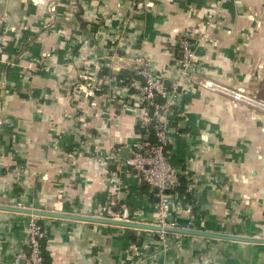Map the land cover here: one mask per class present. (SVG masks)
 <instances>
[{
    "label": "crops",
    "instance_id": "1",
    "mask_svg": "<svg viewBox=\"0 0 264 264\" xmlns=\"http://www.w3.org/2000/svg\"><path fill=\"white\" fill-rule=\"evenodd\" d=\"M139 58L175 87L166 153L189 200L169 193L168 219L210 236L99 220L157 217L124 164L148 110L116 76ZM4 207L59 215L34 214L51 264H264V0H0V264H23L32 214Z\"/></svg>",
    "mask_w": 264,
    "mask_h": 264
},
{
    "label": "built area",
    "instance_id": "2",
    "mask_svg": "<svg viewBox=\"0 0 264 264\" xmlns=\"http://www.w3.org/2000/svg\"><path fill=\"white\" fill-rule=\"evenodd\" d=\"M226 0H218V3ZM179 46L181 57L178 59V68L176 78H186L193 72L194 53V36L191 29L185 30L179 36ZM141 76L142 80H132L127 87L134 89L139 97L144 109L148 112L144 116L142 126L151 124L154 144L137 145L132 153L124 159V164L135 169L141 178L154 189L158 202L156 205L157 217L153 224L160 226L162 229L154 231L161 239L167 235H173L179 238L182 235L178 232L165 231V228L191 229V222L183 226H177L171 222L169 216V190H172L178 184L177 172L166 157V146L168 145L169 123L167 115L171 112L172 99L171 95L175 93V87L169 92L163 82V79L156 75L149 62L139 58L133 68ZM206 85L212 86L211 82ZM238 97L239 95L236 94ZM152 231V230H151ZM44 235L42 226L38 223L36 216L32 214L27 222V248L24 253L18 254L19 258L24 260V264H42L38 239ZM18 257L15 259L17 263Z\"/></svg>",
    "mask_w": 264,
    "mask_h": 264
},
{
    "label": "trees",
    "instance_id": "3",
    "mask_svg": "<svg viewBox=\"0 0 264 264\" xmlns=\"http://www.w3.org/2000/svg\"><path fill=\"white\" fill-rule=\"evenodd\" d=\"M100 75H109V70L107 68H102L100 70ZM116 79L118 80L119 84L121 85H129V83L132 81V80H142L141 76H139L136 71L134 69H124V70H121L119 72V74L116 76ZM130 91H134V89L130 88ZM139 132L142 134V135H147V140L145 141L146 144H154L155 143V137L153 136V133H152V129H151V124H148L146 126H142V127H139ZM167 149H168V146H166V152H167ZM166 157H167V160H168V155L166 153ZM169 161V160H168ZM170 163V162H169ZM183 192L185 194V198L186 200H189V194L185 192V187H184V183L183 181L178 183L176 188L174 187V189L172 190H169L168 193H175V192ZM130 239L133 241V242H136V237L135 235L131 234L130 235ZM38 245H39V250H40V256L42 258V264H51L50 262V258H49V255H48V251L46 249V241H45V238L44 236L40 237L38 239ZM28 250V248H27Z\"/></svg>",
    "mask_w": 264,
    "mask_h": 264
},
{
    "label": "water",
    "instance_id": "4",
    "mask_svg": "<svg viewBox=\"0 0 264 264\" xmlns=\"http://www.w3.org/2000/svg\"><path fill=\"white\" fill-rule=\"evenodd\" d=\"M133 170H135V169H133ZM154 190H156L155 187H154ZM4 208H8V209H12V210H17V211H22V212H27V213H31V214H38V215L39 214H41V215H57V216H59L57 213H50V212H45V211H41V210H37V209H26V208H22V207H20V208L19 207H4ZM170 218L171 217H169V219ZM99 220L102 221V222L117 223V224H121V225H124V226L141 228V229H147V230H152V231H159V230L162 229L160 226L155 225V224H144V223H137V222H135V223H129V222H126V221L119 222V221H112V220H106V219H99ZM163 230L170 231V232H178V233H181V234H197V235L210 236L206 232H203V231H195V230H190V229L189 230H186V229H181V228H165ZM22 262L24 264V260H22Z\"/></svg>",
    "mask_w": 264,
    "mask_h": 264
},
{
    "label": "rangeland",
    "instance_id": "5",
    "mask_svg": "<svg viewBox=\"0 0 264 264\" xmlns=\"http://www.w3.org/2000/svg\"><path fill=\"white\" fill-rule=\"evenodd\" d=\"M53 9V8H52ZM180 237H182V236H180Z\"/></svg>",
    "mask_w": 264,
    "mask_h": 264
}]
</instances>
